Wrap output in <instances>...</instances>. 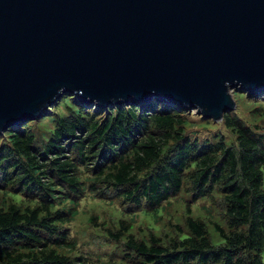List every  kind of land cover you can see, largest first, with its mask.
<instances>
[{
  "label": "trees",
  "instance_id": "16d2710c",
  "mask_svg": "<svg viewBox=\"0 0 264 264\" xmlns=\"http://www.w3.org/2000/svg\"><path fill=\"white\" fill-rule=\"evenodd\" d=\"M154 100L101 108L68 99L51 130L26 123L1 133L0 184L11 201L0 197V264H80L60 224L76 214L86 192L108 191L135 204L144 200L146 211L179 191L191 200L209 196L220 208L222 222L186 213L182 224L168 222L169 235L135 238L123 219L114 229L103 227L113 241L124 235L130 264H262L264 132L228 110L219 122L230 141L188 137L183 114ZM14 192L29 203H18ZM208 225L219 243H211Z\"/></svg>",
  "mask_w": 264,
  "mask_h": 264
},
{
  "label": "water",
  "instance_id": "95a60500",
  "mask_svg": "<svg viewBox=\"0 0 264 264\" xmlns=\"http://www.w3.org/2000/svg\"><path fill=\"white\" fill-rule=\"evenodd\" d=\"M264 90V0H0V130L63 93L214 120Z\"/></svg>",
  "mask_w": 264,
  "mask_h": 264
},
{
  "label": "rangeland",
  "instance_id": "374dc122",
  "mask_svg": "<svg viewBox=\"0 0 264 264\" xmlns=\"http://www.w3.org/2000/svg\"><path fill=\"white\" fill-rule=\"evenodd\" d=\"M229 93L234 101V107L231 110L251 125L257 124L259 132H264V90L245 92L240 87H233L229 89ZM68 96L69 101L76 102V104L85 102L78 100L76 95L70 94ZM63 98L61 97L55 103L48 105L34 118L15 125L23 128L28 123L31 127L39 126L41 129L51 130L53 127L52 119L57 114L64 113L66 110L64 104H69L68 99ZM154 101L159 103V101ZM86 104L91 106L94 102H87ZM171 104L186 119L183 128L188 137L198 135L209 138L212 137L211 135L217 134L216 136L221 135L226 142L232 139L229 130L219 122L220 119L214 120L210 116H202L192 107L186 109L176 106L174 103ZM98 106L103 108L107 104ZM252 108H255L254 111H251ZM9 126L0 130V137H3L1 133L5 132ZM35 130L37 129L35 128ZM4 165L5 163L1 161L0 176L3 171L1 167ZM261 188L264 191V170H262ZM2 191L4 192L1 195ZM5 192L7 190L0 184V197L2 196L6 201H11ZM213 196L214 199H217L216 193ZM11 197L19 201L18 203H29L19 192L12 194ZM210 199L209 196H200L191 200L188 193L179 191L176 195L164 200L155 211H150L151 209L146 211L144 200L140 204H135L133 201H127L120 196L113 195L110 191L101 197L86 192L77 200L76 214L68 221L60 224V230L63 231L64 239L73 245V249L67 251L72 257L79 256L77 262L80 264H130L127 257L131 253L122 245L124 235L121 236V241H113L107 238L103 227L114 229L118 226V221L123 219L131 224L126 232L132 233L135 238H146L149 232L159 236L163 233L171 234L168 222L182 224V218L186 213L201 218L212 217L214 220L222 222L219 216L220 208L216 205L215 200ZM187 206L189 210L186 209ZM90 215L94 216L93 222L89 221ZM207 228L211 243H219L221 239L218 234L209 225ZM124 252H127L125 256ZM260 259L261 263L264 264V246L260 251Z\"/></svg>",
  "mask_w": 264,
  "mask_h": 264
},
{
  "label": "bare ground",
  "instance_id": "6f19581e",
  "mask_svg": "<svg viewBox=\"0 0 264 264\" xmlns=\"http://www.w3.org/2000/svg\"><path fill=\"white\" fill-rule=\"evenodd\" d=\"M231 88H233V87H231Z\"/></svg>",
  "mask_w": 264,
  "mask_h": 264
}]
</instances>
